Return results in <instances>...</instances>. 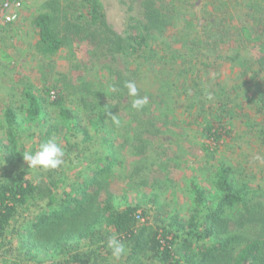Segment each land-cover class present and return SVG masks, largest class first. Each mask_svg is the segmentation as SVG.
I'll use <instances>...</instances> for the list:
<instances>
[{
  "label": "trees",
  "instance_id": "1",
  "mask_svg": "<svg viewBox=\"0 0 264 264\" xmlns=\"http://www.w3.org/2000/svg\"><path fill=\"white\" fill-rule=\"evenodd\" d=\"M140 1L145 22L130 27L124 36L109 24L102 0H69L67 10L54 0L33 20L42 56H56L71 47L62 46L58 35L63 36V31L81 34L84 42L101 43L85 48L99 71L106 73L82 82L74 96H68L71 106L64 104L67 92L57 86L48 87L44 97L25 93L28 113L40 123L43 142L66 139L67 133L82 134L80 144L73 147L89 150L79 151L83 158L75 161L58 138L66 149L65 163L55 170L40 169L27 176L23 154L39 148L20 145V114L12 106L1 110L0 264H105L111 254L107 237L113 234L126 244L129 264H264V205L250 202L247 185L239 187L224 160L215 173L213 194L197 174L187 176L186 180L191 178L189 216L181 207L168 209L171 204L160 203L155 195L151 209L157 216L153 223L141 224L147 211L140 214V205L129 203L125 196L118 199L113 192V180L122 172L115 168L126 163L124 151L146 161L154 148H160V135L181 144L196 125L202 137L200 153L207 156L233 140L235 121L246 117L249 126L264 125V16L238 29L242 40L256 46H208L203 40L192 41L198 46H157L153 42L160 39L165 18L155 0ZM227 48L232 52L227 53ZM249 48L254 50L251 56L244 53ZM0 57L12 63L4 50ZM221 60L238 67L231 86L213 73ZM152 79L157 80L159 92L151 90ZM126 80L135 81L139 94L148 96L144 109H132ZM209 93L214 96L211 100ZM181 95L188 102L182 113L178 111ZM248 107L258 116L253 125L243 113ZM50 108L56 112L52 121L56 118L58 123L47 119ZM107 113L117 114L121 125H113ZM35 135L27 138L32 141ZM154 166L155 162L139 167L136 183L151 181L157 171ZM83 242L88 247L82 254Z\"/></svg>",
  "mask_w": 264,
  "mask_h": 264
},
{
  "label": "rangeland",
  "instance_id": "2",
  "mask_svg": "<svg viewBox=\"0 0 264 264\" xmlns=\"http://www.w3.org/2000/svg\"><path fill=\"white\" fill-rule=\"evenodd\" d=\"M18 1L21 5L10 8L5 12L4 20L3 18L0 19V51L4 50L13 58L12 63L9 65L6 61H2L0 57V114L1 110L3 111L6 106L14 107L20 114V145L27 144L28 147L37 145L39 148L40 144L43 143L40 127L38 128L40 123L32 121L33 119L28 113L29 98L25 96V93L29 92L37 97H44V91L48 87L57 86L67 92V98L64 101L67 106L72 101L71 97L68 96L72 94L74 96L75 90L80 87L82 82L96 73L97 75H103L106 71H99L100 68H97L98 64L91 61V57L88 56L85 48V46H101L99 45L101 43L96 41L91 43L90 41L84 42L80 36L81 34L76 35L77 33L72 34L71 32L63 31L61 33L63 36L58 35V38L62 40V46L71 47L63 49L56 56H42L37 47L41 46L40 33L34 27L33 20L37 15L47 12V5L54 2V0ZM73 1L79 2V0ZM102 1L109 24L120 35L124 36L132 26H141L139 22H145L142 2H139V0ZM262 1L155 0L157 9L161 11L165 18L166 25L160 34V39L153 42V45L198 46V44H193L192 41L203 40L206 44H209L208 46H256L254 43L242 40V37L238 34V29L243 24L245 25V22L252 26L255 18L261 20L264 16V3ZM59 2L67 10L69 0H59ZM5 3L6 1H0L2 6ZM14 16L15 20L7 22L6 18ZM235 27L237 28L236 30L233 29ZM163 39L165 40L162 41ZM229 52H232V50L227 48V53ZM244 53L251 56L254 54V50L249 48ZM95 64L97 66H93ZM76 65L78 68H76ZM83 66H85V69H79V67ZM216 67L217 69L213 73L222 80L221 82L229 86L236 82L238 67L232 62L221 60ZM150 84L153 87L151 88L153 92H159V84L156 79H152ZM54 93L56 92L54 91ZM211 95L214 97L213 94ZM179 102L178 111L182 113L188 102L184 95L179 96ZM243 113L247 114L252 120V125L258 119L254 109H251V107H248ZM55 116L56 112L50 108V114L47 119L58 123L56 118L55 121H52ZM247 122L248 119L246 117L237 120V122L235 121L231 135L233 140H228L223 148L215 154L207 156L200 153V145L198 143L201 142L200 139L202 137L196 125L191 126L189 130L187 129L189 139L184 137L181 144H176L175 140L171 142L167 135H160L158 137L159 141L156 139L160 148L158 150L154 148L152 156L146 161L134 156V154H130L128 151H124L123 158H125L126 163L123 168L118 166L115 168L116 171L121 172L120 170H122V172L121 174L117 172L118 175L113 180V192L118 199L125 196L126 201L129 203L140 205V214L142 209L147 211L148 216L140 218L141 224L145 223L146 220L153 223L157 216V213L151 209V202L155 195L160 196V203L171 204L168 209L173 211L181 207L186 210L184 212L185 215L189 216V211H191L192 207L188 190L191 178L186 180L187 176L197 174L199 180L209 190L208 193L213 194L216 192L213 187L215 173L219 163L224 160L232 168L233 176L240 185L239 187L247 185L250 193L248 196L250 202L252 204H258L259 202L264 205V125L260 123L261 125L252 127ZM31 134L35 135L32 141L27 138L31 137ZM1 136L3 138V134L0 133ZM66 136V139L58 137L59 142L67 150H71L72 159H75V161H78L77 158L82 159L81 153L89 150L85 148L76 150V147H73L76 144H80L82 134L75 137L67 133ZM25 137L28 141L23 139ZM1 153L2 151L0 150V163L3 161ZM258 156L260 159L256 158ZM154 162L155 166L152 168L157 171L151 175V181L144 182L140 180V183L137 184L136 181L139 180L137 177L139 173H136L139 171L138 168L149 167ZM25 167L27 168L28 177H33L40 173V169H31L28 165L23 164L22 168ZM215 196L211 198L212 202ZM118 202H121V200ZM237 225L242 226V223ZM258 227L261 228L260 225ZM261 234L263 233L261 232L259 235ZM87 247L85 242L80 245L82 254L87 251ZM107 255L104 253V256ZM125 256L116 261L110 254L106 257L107 259L104 260V263L129 264L126 262ZM50 262L62 264L61 261H48L47 264Z\"/></svg>",
  "mask_w": 264,
  "mask_h": 264
},
{
  "label": "clouds",
  "instance_id": "3",
  "mask_svg": "<svg viewBox=\"0 0 264 264\" xmlns=\"http://www.w3.org/2000/svg\"><path fill=\"white\" fill-rule=\"evenodd\" d=\"M124 88L127 89V95L133 98L131 102L132 109L140 111L149 103L147 95L141 96L139 94L135 81L126 80ZM112 91H116V88L113 87ZM207 99H212L211 93L207 94ZM107 116L111 118L112 124L116 127L121 125V120L117 114L107 113ZM64 156L65 150L63 147L54 138H49L46 142L41 143L39 150L34 153L25 152L23 159L31 169L55 170L65 163ZM256 158L260 159L259 156ZM106 243L114 260L119 261L126 255V244L119 238L118 234L108 236Z\"/></svg>",
  "mask_w": 264,
  "mask_h": 264
},
{
  "label": "built area",
  "instance_id": "4",
  "mask_svg": "<svg viewBox=\"0 0 264 264\" xmlns=\"http://www.w3.org/2000/svg\"><path fill=\"white\" fill-rule=\"evenodd\" d=\"M20 2L18 0L16 1H13V2H9L7 1L4 5H3V8L2 10L0 11V19L3 18L4 20V14L7 10H9L10 8H13V7H18L20 6ZM7 19V22H12L13 20H15V16L14 17H11V18H6Z\"/></svg>",
  "mask_w": 264,
  "mask_h": 264
}]
</instances>
